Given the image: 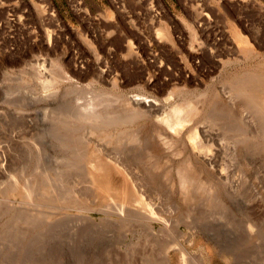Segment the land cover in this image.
<instances>
[{
  "label": "rangeland",
  "instance_id": "1",
  "mask_svg": "<svg viewBox=\"0 0 264 264\" xmlns=\"http://www.w3.org/2000/svg\"><path fill=\"white\" fill-rule=\"evenodd\" d=\"M256 76L264 0H0V264H160L177 228L205 264H264V128L243 107ZM132 97L160 117L201 106L184 139L202 120L223 145L222 200L184 203L176 169L191 148L167 158L157 136L170 130L129 118ZM95 147L123 173L114 186L125 174L150 188L147 209L91 184ZM243 209L261 223L250 238Z\"/></svg>",
  "mask_w": 264,
  "mask_h": 264
},
{
  "label": "bare ground",
  "instance_id": "2",
  "mask_svg": "<svg viewBox=\"0 0 264 264\" xmlns=\"http://www.w3.org/2000/svg\"><path fill=\"white\" fill-rule=\"evenodd\" d=\"M160 33H162V32H160ZM158 35H161V34H158ZM162 35H164V37L166 36L163 33H162ZM162 38H163V36H162ZM246 89L248 91V93H247L248 98L246 95L245 96H246L248 101L244 104L243 107H245L244 109H246V108L249 109L251 107V108H254L257 110V119L259 121L258 123H259V132H260L261 131L260 128L262 127V125L264 128V77H262V76L253 77L250 86H248V88H246ZM244 93L246 94V92H244ZM240 94H242V93H240ZM219 96H220V99L223 100V102L225 103V101L227 99H224V97H227V96H222V95H219ZM129 104L131 106L129 118L133 119V118L141 117L142 115L151 114V115H154L155 121L159 122V126H160V123L162 124L161 127H158V128H160V129H158L159 131H163L165 128H167V130H170L169 131L170 135H167V133H166L167 131L165 132L166 135L164 133L162 134V132L158 131L159 133H161V136L165 135V137H161L160 134H158L159 137L157 136V138L159 139L158 140L159 143L164 148V151L168 152L167 156H166L167 158H168V156L171 157V156H178V155L183 154L186 151L187 146L189 144V146L191 148V153L188 154L187 153L188 151L186 152L188 154L187 157L176 169V174L178 176L177 182H178V186H179V188H178L179 194H180L182 200L184 201V203L197 201L199 203L201 202L202 204H206V203H208V201L215 199L216 196H217V200H222L218 194L219 191H218L217 185H218V183L219 184L225 183V181L227 179L226 175H225L226 171H225L224 167L216 166L215 162L217 159V155L223 149V145L221 143H218V142L214 143V140H216L214 138V135H212L210 130L205 129L204 126H202V125H199V123L202 121L200 119H199L200 122L196 121L193 123L192 126L187 125L190 128H189V130H187L186 140L184 139V131H185V126H186L185 124L189 123L190 121L193 122L195 120L194 118L201 112V106L193 103V101H191V100H187V101H184V102H181L179 104L174 105L168 112H166V114L164 113V116H162L163 115L162 114L161 115L162 117H160V116H157V114L159 115V113L161 111V106L157 102L147 100V99H139L136 97H134V98L132 97L131 103H129ZM125 108H126V106H125ZM240 108L241 107H239V109ZM127 111H129V110H127ZM86 114H88V112ZM85 117H86V115H85ZM124 120H126V119H124ZM249 120L250 119L243 118L242 114L240 115V122H241L240 124L241 125H243L245 127L249 126L250 121H251V120L250 121ZM245 127H243V128L245 129ZM153 133L155 134L156 132H153ZM237 133H238V131H237ZM136 135H138V134H136ZM259 137H261V136H259ZM135 139H137V138H133L131 136L129 138V141H134ZM158 141H157V143H158ZM184 141H187V143H188L187 146L185 145ZM117 143H119V140ZM142 143H144V142H142ZM151 143H152V138H151ZM153 143L155 145V142H153ZM174 144H178V146L175 147ZM159 147H160V145H159ZM124 149H126V148H124ZM156 149L158 150V148H155V150ZM101 150H102L101 148L96 149V147H95V148H93V150L91 151V154H90V160H89L90 162H88V164H89L88 166L90 167V171L89 170H87V171H89L88 175H89V180H90L91 184L94 187L97 186L100 188H104L106 190H108L110 187H113L115 192L117 190V193L119 195V197L117 195V198L123 201L122 205L125 203L124 206H126V204H128L129 206L130 205L133 206V208L136 207V208H141V209L142 208L147 209L146 208V206H147L146 202H147V200L150 199V195L147 192H149L150 188H147L144 186V183H143L144 181H142V179H139L134 175L131 176V175H125V174L123 176L122 181L119 182V184H116V186H114V183L119 181V180H117L118 172L120 174L122 172L119 169H117V167L115 166V163L111 162V159H109L110 158L109 156L107 157V155L101 153L102 152ZM158 152H159V150H158ZM112 159H114V157H112ZM219 166H220V164H219ZM129 174H130V171H129ZM92 189H94V188L92 187ZM120 194H121V198H120ZM149 207H150V205H149ZM254 210H256V209H254ZM238 211H240V210H238ZM241 212H242L241 214L243 216H244V214L247 216V218H245V220H246L245 226L247 229L246 231L248 232L249 238H250V237H252L253 234H256L255 230H257V229H255V228H257V227L259 228V225L261 223L259 224V222L257 220L258 218L256 217V215H253V216H251L252 214L250 215V213H251L250 211L243 209V210H241ZM149 213H150V211H149ZM151 218H150V220H151ZM149 227L152 230V227L150 225H149ZM175 234H176V238H174V240H175L174 243L171 245L169 244V246H167V248H165L164 251L162 252V255H161L160 260H159L160 264H171V257H170V253H169V251H171V250L172 251L174 250V252H177L176 254H177V260H178L179 264H187L189 261H192V262L197 263V264H205L204 259L201 255L188 253L187 248L185 247V245L183 244V242L181 240L182 237L184 238V235H183L184 233L181 232L177 228Z\"/></svg>",
  "mask_w": 264,
  "mask_h": 264
}]
</instances>
